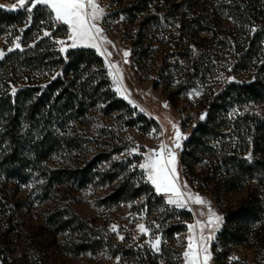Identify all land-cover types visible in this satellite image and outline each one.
Segmentation results:
<instances>
[{
	"label": "rangeland",
	"instance_id": "374dc122",
	"mask_svg": "<svg viewBox=\"0 0 264 264\" xmlns=\"http://www.w3.org/2000/svg\"><path fill=\"white\" fill-rule=\"evenodd\" d=\"M224 1L186 0L172 15L158 11V25L150 18L142 25L149 15L137 21L124 15L117 17L114 11L124 3L111 5L112 0H97L105 14L96 23L110 43L99 41L104 54L96 52L105 61L113 91L129 106L106 94L89 99L84 107H49L52 120L45 136L59 141L57 149L39 162L26 142L31 139L28 135L21 141L20 152L22 157L27 156L21 165L8 168L0 160V264H186L183 253L193 234L189 225L197 221L206 225L209 207L223 217L220 229L207 241L211 255L208 264H215L212 245L224 226V213L211 194L193 186L194 175L190 174L191 179L185 175L181 157L185 149L191 151L186 142L212 109H220L229 118L264 117L263 102H242L232 92L257 77L258 68L247 70L237 68L236 64L248 50L245 31H251V35L263 31L264 16L242 25ZM260 2L264 9V0ZM13 4L17 5L16 10H10ZM0 5L5 6L0 7V63L18 50L52 51L47 48L50 42H56L65 56L70 50L89 48L70 47L69 34L53 37L54 14L51 17L48 13L42 23L52 28H36L31 34L33 38L25 41L33 10L28 17H20L21 24L20 19L10 22L4 16L26 12L18 6V0H0ZM59 41L65 43L61 45ZM62 47L66 51H61ZM125 51L129 53L127 57ZM51 65L41 70L23 69L12 75L5 74V67L0 64V97L8 94L14 98L23 89L38 88L39 93L62 100L71 83L64 66L50 68ZM97 70L93 66L89 71ZM88 75L89 72L85 73L82 79ZM53 82L57 86L51 88ZM230 86L235 88L225 93ZM76 87L79 82L69 90L75 91ZM22 125L25 136L29 124L23 119ZM256 129L252 124L251 132L246 134L247 129L239 130L234 124L224 131L243 132L241 136H246L250 143L246 149L231 141L234 149L245 150L244 157H251L250 161L255 154L252 132L256 133ZM177 130L181 133L179 148L175 147ZM161 143L176 154L178 183L187 185L182 191L199 195L206 204L188 201L184 208H178L167 203L168 194L156 192L147 172L139 165L152 150L158 151ZM208 145L215 151L227 147L221 140ZM9 150L8 140L0 138V155ZM187 162L194 166L195 173L203 170V165L191 156ZM251 185L264 197V168ZM249 191L246 188L223 194L221 207L239 204ZM183 210L189 211L192 218L185 219ZM68 220L83 227L65 225ZM176 223L185 225V229L173 233L171 228ZM114 225L116 231L112 230ZM139 225H144L148 232L142 233ZM212 232L211 227L205 226L203 235L208 237ZM194 234L198 239L200 227L194 229ZM157 237L159 251L150 243ZM234 257L236 261L264 264V246L257 241L251 247H238Z\"/></svg>",
	"mask_w": 264,
	"mask_h": 264
},
{
	"label": "trees",
	"instance_id": "16d2710c",
	"mask_svg": "<svg viewBox=\"0 0 264 264\" xmlns=\"http://www.w3.org/2000/svg\"><path fill=\"white\" fill-rule=\"evenodd\" d=\"M185 1L112 0L111 5L118 2L124 3L123 6L114 11L117 17L124 15L131 21H137L147 14L149 16L143 19L142 25L146 24L149 18L151 21H155V25H158L161 17L158 15V11L165 10L168 16L172 15L184 5ZM260 1L225 0L224 2L228 3L224 6L232 12L237 22L245 25L249 24V22L260 20L264 16L263 5ZM32 13L34 17L32 18L31 26L25 30V41L33 38L31 34L34 33L36 28H41L42 30L52 28L50 25H46L45 22L42 23L43 20H46L43 18L44 16L50 14L53 17L49 8L45 5H38L33 9ZM30 14L28 12H18L7 13L4 16L10 22H13L20 19L21 16L28 17ZM20 23L22 24L21 19ZM53 24L56 25V30L52 33L53 37L67 36L69 34V29L66 25L55 19L51 22V25ZM263 31L256 32L254 35H251L249 30L245 31L247 35L244 41L245 44H248V50L243 53L236 64L237 68L242 67L247 70L248 68H258L257 77L250 83L239 85L236 89H233L235 88L234 86H230L229 90L225 92L228 93L233 89L232 92L237 95V100L242 102L257 100L263 102L264 105ZM50 43L51 45L47 46V48H52V51L45 49V51L36 50L34 53H29V51L21 52L18 50L11 53L0 63L5 67L6 73H4L15 75L23 69L41 70L51 63L50 68H55L61 64V66H64L66 78H69L71 86L75 83L77 85V82H79V87H76L75 91H70L71 86L67 85L66 95L62 100L58 98L53 100L51 94L39 93L38 88L23 89L14 98L8 94L5 97H0V138L1 141L8 140L10 145V150L0 155L1 164L4 167L12 168L16 165H21L25 161L27 156L22 157L20 148L23 145V138H28V135H31V139L28 138L26 142L30 145L39 162L57 149L59 141L54 136H45L48 130L47 127L52 120V113L49 107H57V110L61 109V107H84L85 104L89 103V99L106 94L116 98V102L122 103L123 106H129L123 99H119L113 91L105 61L95 49L77 48L70 50L65 56L57 49L56 42ZM93 66L98 67L99 70L90 72L89 70ZM87 72H89V75L82 79ZM54 86H57L56 82L51 84V88ZM103 86L106 88L105 91H103ZM23 119L29 124V129L25 136L22 134ZM234 124L239 130L247 129L246 134L251 132L249 126L252 124L257 127L256 133L252 132L255 154L251 161L244 157L245 150L241 151L237 147L234 149L233 141H231L234 140L239 148L246 149L250 143L247 141L246 136H241L243 132L233 134L224 132L225 129ZM36 134H38V137H35ZM234 137H238V140ZM216 140L223 141V144L227 145V147L215 151L208 144ZM186 146H190L191 151L185 149L181 157V162L185 167V175L191 179L190 174H193L194 178L191 179L193 186H196L201 192L211 194L216 202L219 203L221 212L224 213V226L212 245L214 263L250 264L247 261H236L232 258L234 257L235 249L238 247H251L257 241L260 242L261 246H264V197H261L256 189L251 187V184L260 178V172L264 168V117L237 115L235 118H229L220 109H212L209 111L207 120L198 123V126L186 142ZM188 156L203 165L201 172L195 173L194 166L187 162ZM207 156H210V159L207 160ZM196 180L198 181L196 182ZM246 188H250V191L239 204L231 205L226 209L221 207L220 198L223 194L239 192ZM182 213L185 219L192 218L189 211L183 210ZM71 223L77 229L83 227L77 221L68 220L64 222L65 225H71ZM184 229L185 225H180V223L174 224L171 228L173 233Z\"/></svg>",
	"mask_w": 264,
	"mask_h": 264
},
{
	"label": "snow or ice",
	"instance_id": "6c2138e0",
	"mask_svg": "<svg viewBox=\"0 0 264 264\" xmlns=\"http://www.w3.org/2000/svg\"><path fill=\"white\" fill-rule=\"evenodd\" d=\"M38 5H45L54 14L56 21L68 27L69 39L71 40L70 47L77 48L83 46L94 48L101 55L104 54L101 51L99 41L103 40L107 43H110V41H107L106 37H103V30L96 23L105 14L104 8L100 6L97 0H18V6L28 13H31L33 8ZM0 7L5 6L0 5ZM16 8V4L10 6V10H16ZM45 35L50 34L46 32ZM59 43L63 45L65 42L59 41ZM16 47L19 48V44ZM61 51H66V48L62 47ZM128 55L129 53L125 51L124 56L127 57ZM119 90L117 88V91ZM14 93L15 89H13ZM201 119H203V116H201ZM180 138L181 133L177 130L175 134L176 148L180 147ZM136 150L133 149V151ZM176 164L177 158L175 152L168 148L167 145L161 143L159 150H152L151 154L145 158L144 163L140 164L139 167L147 172V179L154 185L157 193L168 194V204L175 205L178 208H184L188 201L200 205L206 204L207 202L199 195L182 191V187L187 188V185L181 186L178 183L179 174ZM222 223L223 217L217 215L209 207L206 225L201 221H197L195 225H189V231L193 234L188 237L187 250L183 253L186 264H208L211 255L208 251L207 241L214 238L215 231L220 229ZM205 226L213 229L212 234L208 237L203 235ZM196 227H200L201 234L198 239L194 234ZM139 228L142 233L148 232V229L144 225H139ZM112 230L116 231L115 225ZM150 243L153 249L159 251L160 239L158 237ZM234 259L236 258L234 257Z\"/></svg>",
	"mask_w": 264,
	"mask_h": 264
}]
</instances>
